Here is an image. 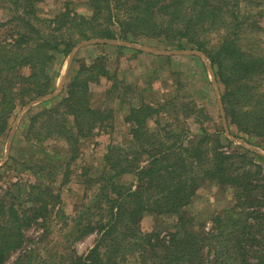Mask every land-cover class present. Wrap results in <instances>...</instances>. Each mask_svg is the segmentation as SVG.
<instances>
[{"label":"trees","instance_id":"16d2710c","mask_svg":"<svg viewBox=\"0 0 264 264\" xmlns=\"http://www.w3.org/2000/svg\"><path fill=\"white\" fill-rule=\"evenodd\" d=\"M39 1L7 0L9 17L0 21V138L19 106L54 90L58 74L50 69L58 53L67 55L92 38H153L204 52L233 133L264 140V48L247 42L248 35L264 31V0H87L90 16L66 6L50 18L38 13ZM102 58L80 63L63 94L32 112L25 137L42 130L50 138L64 137L74 157L81 139L110 123L112 110L92 105L90 96V82L108 75ZM161 105L141 98L130 105L125 120L131 139L108 144L95 177L84 173L88 186L98 189L73 223L65 222L71 238L61 250L47 240L50 216L61 200L52 183H30L19 203L0 198V264H130V258L137 264H264V172L255 154L225 153L221 139L204 130L186 144L185 129L161 124ZM127 175L132 182L124 180ZM208 180L238 191L234 205L212 217L210 230L200 224L196 231L184 209ZM147 213H175L177 227L144 230ZM55 215L67 217L59 208ZM34 222L43 232L39 245L27 249L34 239L26 230ZM93 232L99 234L96 243L79 254L73 243Z\"/></svg>","mask_w":264,"mask_h":264},{"label":"rangeland","instance_id":"374dc122","mask_svg":"<svg viewBox=\"0 0 264 264\" xmlns=\"http://www.w3.org/2000/svg\"><path fill=\"white\" fill-rule=\"evenodd\" d=\"M6 1L0 0V21L9 17L10 4ZM66 6L85 16L92 14L87 0H40L37 11L42 18H50L65 10ZM260 23L264 27V16ZM247 42L251 45L257 43L260 48H264V31L248 35ZM75 46L67 55L58 53L50 69L55 76L58 74L54 89L61 87V90L51 99L36 103L27 111L23 110L27 103L19 106L14 112L9 132L0 138L1 161L6 153L10 131L15 126L8 156L0 165V198L7 196L8 202L14 200L15 203L24 201L29 184L39 181L52 183L55 193L60 195L61 200L49 219L51 230L47 240L55 246L54 248L61 250V247L68 244L67 239L71 237L66 236L68 227L65 222L72 224L77 209L81 208L83 203H88L90 195L98 189V184L88 186L84 173L95 177L101 171L108 144L123 145L130 141V127L125 117L130 105L140 98L154 106L162 104L158 116L161 124L170 122L172 127L178 130L185 129L186 144L197 141L203 130L208 131L221 139V150L225 153L230 154L238 150L254 153L255 162L261 165L264 172V140L254 135L242 134L245 138L236 135L227 117V128L225 127L222 108L225 114L226 111L221 88L218 82L215 85L212 81L208 68L211 61L201 51L192 48L179 49L153 38H118ZM97 57H103L102 62L108 69V75L90 82L91 102L94 106L112 110L113 118L110 123L95 128L93 135L81 139L74 157L72 146L64 137L44 136L45 130L41 131L43 135L32 133L28 138L25 137L23 131L26 130L32 112L60 97L75 68L80 63L89 65ZM212 70L214 72L213 67ZM149 125L151 129H157L154 120L149 121ZM237 138L245 141V144ZM124 180L129 183L133 177L127 175ZM237 191L234 186L223 185L214 180L203 182L192 202L184 209L193 217V229L197 231L203 224L210 230L213 225L212 217L234 205ZM58 208L67 215L65 220L55 215ZM177 216L175 213H147L141 221L142 229H155L166 233L168 228L177 227ZM42 232V227L35 222L26 230L27 235L34 239L27 243V249L39 245L38 240ZM98 236L97 232L90 233L76 240L72 246L79 254L86 255ZM57 240L61 243L53 244ZM18 252H15L11 259H14ZM48 255L49 253H44L45 259L49 258ZM129 262L137 264L134 258H130Z\"/></svg>","mask_w":264,"mask_h":264},{"label":"water","instance_id":"95a60500","mask_svg":"<svg viewBox=\"0 0 264 264\" xmlns=\"http://www.w3.org/2000/svg\"><path fill=\"white\" fill-rule=\"evenodd\" d=\"M109 40H114V39H102V38H94V39H89V40H84V41H81L79 43L76 44V46L80 45V44H83V43H86V42H105V41H109ZM75 46V47H76ZM141 48V47H140ZM73 50V49H72ZM200 51V50H198ZM201 53H203L206 58L208 59L207 55L201 51ZM209 60V59H208ZM210 62V61H209ZM211 65V62L209 64V71L211 73V76H212V81L215 83L216 85V76H215V73L213 72L212 70V67L210 66ZM61 88V87H60ZM59 87H57L56 89H54L53 91H51L50 93L46 94V95H43L41 97H38L36 99H33L31 101H29L25 106H24V109L23 110H28L30 109L34 104L36 103H39V102H43L45 100H48V99H51L53 96H55L57 94V92H59L61 89ZM219 99H221V97L219 96ZM220 102H222L221 100H219ZM23 113V112H22ZM222 116H223V121H224V124H225V127L227 126L226 125V114L224 113V109L222 108ZM227 128V127H226ZM14 131H15V126H13V128L11 129L10 131V134H9V139H8V144H7V148H6V153L4 154V157L2 158V160L0 161V165H2L5 161H6V158L8 156V150L10 148V143H11V140H12V137H13V134H14ZM234 139V138H233ZM238 141H240L242 144H245V141L243 140H240V138H237ZM262 154V153H261Z\"/></svg>","mask_w":264,"mask_h":264}]
</instances>
